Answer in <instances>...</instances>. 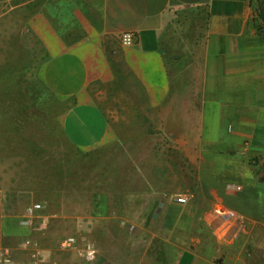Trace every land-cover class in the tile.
<instances>
[{
  "label": "crops",
  "instance_id": "0c3cea01",
  "mask_svg": "<svg viewBox=\"0 0 264 264\" xmlns=\"http://www.w3.org/2000/svg\"><path fill=\"white\" fill-rule=\"evenodd\" d=\"M66 1L77 6L75 0H47L54 11L38 10L30 27L47 55L39 78L55 99L68 103L57 119L69 144L86 157L95 155L96 164L105 154L115 158V151L125 149L121 131L96 100L102 86L114 83L116 62H122L143 88L149 109L158 112L162 127L136 144L129 160L155 163L156 150L171 144L185 151L192 164H199L200 151L223 158L227 176L198 175L208 183L201 195L211 200L203 212L214 219L213 206L222 205L241 217L237 245L224 250L223 261L217 262L264 264V180L248 163L245 174L235 177L230 171L239 164L230 159L236 149L264 158V36L258 29L264 0H87L99 6V16L73 9L80 24L75 33L56 23L58 6H69ZM125 32L135 34L131 45L122 44ZM138 148L142 157L134 153ZM138 178L151 183L146 173ZM116 193L117 198L124 194ZM179 194L185 193L174 195ZM164 195L148 190L145 198ZM146 205L135 214L144 213ZM172 209L192 217L202 213L194 202ZM99 214L103 217L95 222L111 223L105 225L108 242L99 255L110 264H217L181 244H176L177 256L161 263L148 254L151 240L144 226L139 225L140 235L130 234L127 225L134 220L120 216L117 207Z\"/></svg>",
  "mask_w": 264,
  "mask_h": 264
},
{
  "label": "rangeland",
  "instance_id": "374dc122",
  "mask_svg": "<svg viewBox=\"0 0 264 264\" xmlns=\"http://www.w3.org/2000/svg\"><path fill=\"white\" fill-rule=\"evenodd\" d=\"M75 2L77 6L68 1L69 6H58L56 23L64 32L67 28L72 33L79 31L80 24L71 12L75 8L90 18L99 16L98 5L90 6L87 0ZM47 9L54 11L47 0H0V250H8L5 257L10 259L5 261L0 253V264H29L34 249L41 257L39 264H110L99 255L108 242L105 225L111 223H97L95 218L103 217L100 210L107 212L113 207L119 209L120 216L134 220L127 225L130 234L138 235L143 232L139 225L144 226L151 240L148 254L159 262L177 256L180 248L176 244H181L221 264L217 261H223L224 250L227 253L237 245L240 221L232 220L237 231L233 234L232 230V240L219 241L215 223L222 220L218 210L223 206H213L214 219L212 213L203 212L211 200L201 195L208 183L198 180V175L216 173L224 178L229 174L223 169L224 159L200 151L199 164H192L185 151L171 144L156 150L155 163L129 160L132 148L162 127L158 112L149 109L143 88L122 62H116L120 73L114 83L102 86L96 100L121 131L125 149L115 151V158L105 154L98 164L95 155L79 153L64 137L57 119L68 103L55 99L38 75L47 55L31 30L30 18ZM116 56L119 59V53ZM142 152L139 148L134 151L141 157ZM231 154V162L239 163L230 170L233 176L247 173L248 163L247 167L264 180L263 157L239 149ZM144 173L150 177L149 186L138 180ZM148 190L165 195L147 201ZM119 191L124 194L117 198ZM180 191L188 196L183 204L194 202L202 213L192 217L172 209L181 204L174 195ZM35 202H41L43 209L30 220L24 211ZM144 204L145 212L135 214ZM223 208L240 217L236 211ZM70 236L76 238L75 246L62 247L61 241ZM27 240L31 245H25ZM85 242L98 250L94 263H86L82 257Z\"/></svg>",
  "mask_w": 264,
  "mask_h": 264
},
{
  "label": "built area",
  "instance_id": "2783aa9c",
  "mask_svg": "<svg viewBox=\"0 0 264 264\" xmlns=\"http://www.w3.org/2000/svg\"><path fill=\"white\" fill-rule=\"evenodd\" d=\"M259 19V32L264 36V20L261 19L260 13L258 12ZM121 41L123 45H131L135 41V34L132 32H125L121 36ZM188 199L187 194H179L177 195V200L180 203H185ZM43 209V204L41 202H35L25 208V214L28 219L33 220L38 217V213ZM218 213L221 217V222L216 228L217 238L223 240L224 242H229L231 240V231H232V220L235 217L240 221V217H236L232 211H227L223 207H220ZM76 244L75 237H67L61 241V246L65 248L74 247ZM25 245H31V241L27 240ZM8 253V250L2 249L0 250L1 256L5 257ZM98 250L94 247L93 243L85 242L84 248L82 249V257L86 263H94L97 258ZM9 258L5 257V261H9ZM41 257L39 256V252L35 251L32 254L31 259L29 260V264H39L41 262Z\"/></svg>",
  "mask_w": 264,
  "mask_h": 264
},
{
  "label": "trees",
  "instance_id": "16d2710c",
  "mask_svg": "<svg viewBox=\"0 0 264 264\" xmlns=\"http://www.w3.org/2000/svg\"><path fill=\"white\" fill-rule=\"evenodd\" d=\"M262 3H263V2H262ZM259 12H260V14H261V18L264 20V7H263V6H260V7H259ZM114 66H115V64H114ZM116 71H117L118 73H120V70H119L118 67H116Z\"/></svg>",
  "mask_w": 264,
  "mask_h": 264
}]
</instances>
